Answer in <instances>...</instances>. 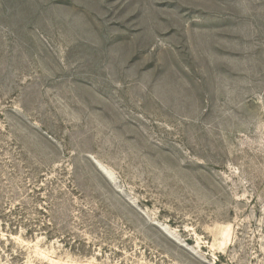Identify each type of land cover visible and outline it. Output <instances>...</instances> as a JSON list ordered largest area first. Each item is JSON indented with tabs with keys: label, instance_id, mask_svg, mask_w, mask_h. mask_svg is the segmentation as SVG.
I'll return each mask as SVG.
<instances>
[{
	"label": "rangeland",
	"instance_id": "rangeland-1",
	"mask_svg": "<svg viewBox=\"0 0 264 264\" xmlns=\"http://www.w3.org/2000/svg\"><path fill=\"white\" fill-rule=\"evenodd\" d=\"M0 264H264V0H0Z\"/></svg>",
	"mask_w": 264,
	"mask_h": 264
}]
</instances>
